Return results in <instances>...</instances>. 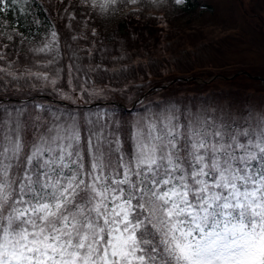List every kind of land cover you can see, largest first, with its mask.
Wrapping results in <instances>:
<instances>
[{"label":"snow or ice","instance_id":"obj_1","mask_svg":"<svg viewBox=\"0 0 264 264\" xmlns=\"http://www.w3.org/2000/svg\"><path fill=\"white\" fill-rule=\"evenodd\" d=\"M36 108L0 112V264H264V112L172 111L122 141Z\"/></svg>","mask_w":264,"mask_h":264},{"label":"rangeland","instance_id":"obj_2","mask_svg":"<svg viewBox=\"0 0 264 264\" xmlns=\"http://www.w3.org/2000/svg\"><path fill=\"white\" fill-rule=\"evenodd\" d=\"M198 2L199 8L190 15L180 9L186 0L179 4L175 0H86L80 4H101L95 8L101 17L97 21H88L86 11L77 18L79 14L66 13L65 8L61 15L66 18V40L51 35L44 42L29 44V59L38 58L32 65L17 61L0 66V103L11 102L2 103L0 112L6 109L11 116L21 109L41 111L36 108L41 105L65 118L71 113L81 120L107 123L109 128L115 123L122 141L127 136L126 119L130 132L138 123L172 111L181 119L200 114L226 119L250 110L264 112V0ZM131 7L138 12L136 20L153 28L141 30L134 39L121 38L124 34L118 36L121 40L109 39V30ZM95 27L104 40H96L90 32ZM159 29H163L160 40H147ZM218 67L220 72L214 70ZM250 74L255 77H247ZM186 76L197 78L176 79ZM50 98L66 106L48 105ZM20 99L29 101L21 107L15 104ZM97 102H115L124 108L137 104V111L118 120L116 107ZM71 105L79 109L71 110ZM85 105L94 106L81 110Z\"/></svg>","mask_w":264,"mask_h":264},{"label":"trees","instance_id":"obj_3","mask_svg":"<svg viewBox=\"0 0 264 264\" xmlns=\"http://www.w3.org/2000/svg\"><path fill=\"white\" fill-rule=\"evenodd\" d=\"M71 0H17L14 5H9L7 11L0 13V51H3L6 57L10 58V61L17 60H31L29 54H27L26 47L31 42H39L41 40H47L54 30L60 32L59 20L62 18L61 14L63 9L68 8L69 11H74L79 14L80 9L77 3ZM57 2V5H54ZM80 4V3H79ZM199 3L197 0H191L187 2V5L183 7V12L186 14L195 13ZM87 14L90 13L89 9L81 7ZM24 10V12H23ZM68 12V11H67ZM94 21H97L94 15L92 16ZM113 27V26H112ZM12 28H18L21 32L19 35L16 32H12ZM148 22H140L132 17V14L127 15L120 21L116 27L109 30V39L118 40L121 38H135L141 33V30H149ZM163 29H159L149 35L147 40H160ZM133 38V39H134ZM22 40V42H21ZM121 40V39H120ZM145 41V40H143ZM13 47V48H12ZM194 80V78H191ZM178 83H181L177 81ZM186 82V80H184ZM194 83V82H191ZM125 110L119 109L120 115L125 114ZM122 116H120L121 118Z\"/></svg>","mask_w":264,"mask_h":264}]
</instances>
